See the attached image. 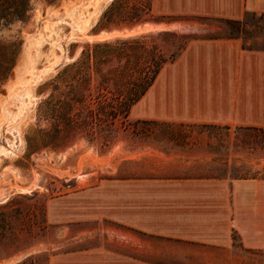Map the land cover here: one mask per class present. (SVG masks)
Returning a JSON list of instances; mask_svg holds the SVG:
<instances>
[{
  "label": "rangeland",
  "instance_id": "374dc122",
  "mask_svg": "<svg viewBox=\"0 0 264 264\" xmlns=\"http://www.w3.org/2000/svg\"><path fill=\"white\" fill-rule=\"evenodd\" d=\"M151 3L29 0L27 21L0 25V44L20 41L10 75L0 81V264H46L48 255L62 244L123 242L105 230L70 238L78 227L47 222L45 202L63 198L59 204L63 208L69 193L102 178L170 167L164 154L198 160L172 167L177 171L229 179L264 176V146L255 142L242 146L237 141L253 132L231 128L227 136L224 129L205 124L110 117L105 114L109 105L102 99L117 96L110 85L109 92L99 94L102 97L96 95L94 81L92 96L79 91L86 97L72 106L73 123L54 124L39 114L38 105L51 89L45 83L77 59L85 45L148 34L147 52L154 46L170 60L191 37L237 34L248 43L258 41L253 36H264V17L250 16L247 24L236 28L210 17L155 13ZM54 127L58 131H52ZM45 133L57 136L53 146L27 148V139ZM214 154H228L227 165L221 158L213 161ZM234 243L228 264H264V249L245 250L237 239Z\"/></svg>",
  "mask_w": 264,
  "mask_h": 264
},
{
  "label": "crops",
  "instance_id": "0c3cea01",
  "mask_svg": "<svg viewBox=\"0 0 264 264\" xmlns=\"http://www.w3.org/2000/svg\"><path fill=\"white\" fill-rule=\"evenodd\" d=\"M152 11L237 20L264 13V0H152ZM254 38L249 48L235 36L191 38L128 116L264 129V36ZM163 157L170 167L102 178L69 193L66 207L47 200V222L78 227L70 238L105 230L123 242L62 244L46 264H228L233 236L245 250L264 249V176L192 174L172 167L196 158Z\"/></svg>",
  "mask_w": 264,
  "mask_h": 264
},
{
  "label": "trees",
  "instance_id": "16d2710c",
  "mask_svg": "<svg viewBox=\"0 0 264 264\" xmlns=\"http://www.w3.org/2000/svg\"><path fill=\"white\" fill-rule=\"evenodd\" d=\"M152 7V3L150 9ZM29 0H0V25L8 26L14 22H25L29 19ZM105 16L103 13L102 17ZM250 16L264 17V13H255L246 11L241 19H220L229 23L230 27L240 28L247 24ZM148 34H140L113 40H104L95 42L91 45H85L77 59L65 65L50 81L45 84L51 85L50 92L40 101L38 105L39 114L45 118H50L53 123L68 124L74 122L73 114L70 110L75 103L85 100V95L80 93L81 89L88 91L87 95L92 96L90 86L92 81L97 86L96 95L102 91L109 92V85L114 87L117 96L102 98L108 106L105 114L110 117L121 116L127 118L131 105L137 101L151 84L160 68L167 62L174 60L186 43L180 48L178 54L166 60L162 53L158 52L153 46V52H147L145 46ZM224 36L242 37L237 34H228ZM263 36V35H259ZM255 36H253L254 38ZM258 37V36H256ZM248 37V39H251ZM255 42H243L244 47H251ZM20 48L18 39H7L0 44V81L10 75L16 56ZM156 52V53H155ZM101 65L105 69L101 70ZM101 90V91H100ZM100 91V92H99ZM95 96V98H98ZM92 98V97H91ZM69 110V112H68ZM148 121V120H140ZM155 122V121H149ZM214 127L222 128L226 135L230 136L228 126L213 124ZM234 130L251 131L253 134L238 139L239 143L248 145L255 142L264 146V129L252 126H238ZM52 131H58V127L52 128ZM57 140L55 134H43L32 140L27 139V148L36 150L41 147L53 146ZM228 154L217 156L214 154L213 161L221 158L227 165ZM236 160H233L234 164ZM237 239L236 236H233Z\"/></svg>",
  "mask_w": 264,
  "mask_h": 264
},
{
  "label": "bare ground",
  "instance_id": "6f19581e",
  "mask_svg": "<svg viewBox=\"0 0 264 264\" xmlns=\"http://www.w3.org/2000/svg\"><path fill=\"white\" fill-rule=\"evenodd\" d=\"M141 30H142V29H141ZM129 32H130V31H129ZM105 36H106V35H105ZM57 60H58V58H57ZM27 97H28V96H27ZM30 98H32V97H30ZM19 99H21V98H19ZM28 101L30 102V100H28ZM20 108H21V107H20ZM20 111H21V110H20ZM20 111H19V112H20ZM21 112H22V111H21ZM16 114H17V113H16Z\"/></svg>",
  "mask_w": 264,
  "mask_h": 264
}]
</instances>
